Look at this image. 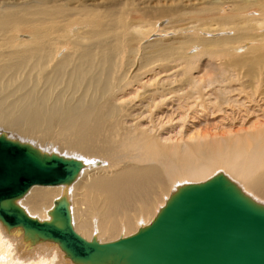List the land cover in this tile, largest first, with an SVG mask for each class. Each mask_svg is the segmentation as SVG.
Listing matches in <instances>:
<instances>
[{
    "label": "bare ground",
    "instance_id": "1",
    "mask_svg": "<svg viewBox=\"0 0 264 264\" xmlns=\"http://www.w3.org/2000/svg\"><path fill=\"white\" fill-rule=\"evenodd\" d=\"M0 3V133L24 139L36 137L41 145L53 141L64 145V153L70 158L80 156L76 159L84 163L73 182L33 185L17 200L31 217L51 220L56 203L66 198L80 235L101 243L115 241L149 225L178 187L205 181L215 170H224L243 192L264 204V49L254 45L251 55L236 56L229 48L255 42V36L245 27L249 17L252 21L254 18L247 15V10L256 6L264 12V0H256L253 5L238 2L230 12H225L224 2L199 8V12L196 9L194 17L201 23L193 29L196 34L214 29L222 34L195 37L200 50L193 54L188 51L192 45L188 40L176 39L179 47L176 40H148L140 46L142 58L138 64L131 56L138 50L134 42L145 38L128 36L132 29L141 27L142 13L136 16L137 22L113 19L110 27H100L97 15L93 18L94 12L87 13L92 19L84 22L95 28L88 39H97L108 31L114 33L113 40L100 39L99 47H94L96 52L80 44L79 39L86 36H81L83 30L80 37L77 31L70 32L73 29L66 23L59 28L43 22L57 16L60 9L34 2L27 3L29 8L35 5L33 9L26 4L9 6L4 0ZM227 25L234 35L226 34ZM52 29L63 31L61 37L67 38L77 32L73 38L79 37V41L71 42L76 47H51ZM60 38L56 39L58 43ZM85 38L83 42H88ZM125 48L130 56L124 61L120 57ZM117 68L121 74H115ZM12 139L47 152L30 142ZM75 190L89 205L80 218V209H73L70 200ZM144 222L148 223L137 227ZM122 230L127 234L120 237ZM62 257L66 261H61ZM0 264L78 263L58 243L30 239L23 228H8L0 221Z\"/></svg>",
    "mask_w": 264,
    "mask_h": 264
},
{
    "label": "water",
    "instance_id": "2",
    "mask_svg": "<svg viewBox=\"0 0 264 264\" xmlns=\"http://www.w3.org/2000/svg\"><path fill=\"white\" fill-rule=\"evenodd\" d=\"M83 166L0 133V221L58 243L78 264H264V204L223 172L181 185L149 225L106 243L76 231L66 198L46 221L18 205L33 185L71 183Z\"/></svg>",
    "mask_w": 264,
    "mask_h": 264
},
{
    "label": "rangeland",
    "instance_id": "3",
    "mask_svg": "<svg viewBox=\"0 0 264 264\" xmlns=\"http://www.w3.org/2000/svg\"><path fill=\"white\" fill-rule=\"evenodd\" d=\"M3 0H0V2H2ZM4 1H6V3L5 4H8L9 6H13L14 5V7H22V4L24 5V6H26L27 5V7L29 8V6H28V4L27 3H33L34 2V4L36 3L38 6H45V7H47L48 9H53V8H55L54 10H56V9H60L61 11L57 14V16H56V14H54L52 17H50V20L49 19H47L48 21H44V20H46V19H43V22H47L46 24H48L49 26L50 25H56L57 24V26L60 28V27H62L61 25H63V24H67L68 25V27L67 26H63V27H67L68 29H69V27H70V30H71V27H72V29H73V31L71 30H68V32L70 31V32H74V31H77L78 32V35L80 36V33H81V31L83 30V32H82V35L81 36H83V35H86V36H83V37H81V38H83V39H79V37L78 38H76L77 37V32H76V34H72V36H71V33H69V36H68V38L65 36V37H61V36H63L61 33H63V31H61L60 32V30H58L57 32L56 31H54L53 29H52V32H54V33H52V39L54 38V40H53V46H51V47H59V45H60V47H76V45L75 44H73L72 45V41H75L76 42V40L77 41H79L80 42V44H82V47L84 46V47H93V50L94 51H96V52H98V49L97 48H94V47H99V43L102 41V40H108V39H114V33L112 34V33H110V32H112V31H108L107 33H103L102 35H100V36H102V37H99V38H90V39H88L89 38V34H91V33H93L94 32V30H95V28L92 26V24L91 25H89L90 24V22H88L89 24H87V23H85V22H87L86 20H88L89 21V19L91 18L92 19V17H89L88 15L91 13H93L95 16H93V18L94 17H96V15H97V17H96V19L98 20V22L102 25V26H100V27H110L112 24H113V22L111 21V20H113V19H117V20H122L123 22H127V23H133L134 21H136L137 22V20L135 19L136 18V16H138V15H140L141 13V17L143 18V20H144V22H143V20L141 21V24L139 25V26H141V27H139L138 29H132L129 33H126V36H128V34H129V36L128 37H134V35H135V37H143V42L142 41H135L134 42V46L136 47V45H138L136 48L138 49L137 50V53H136V55L134 56V55H131L132 57H133V59L134 60H136L137 59V64L140 62V60L139 59H141L142 58V56H140V52H138V51H140L139 49L141 48L140 46H141V44L142 43H145V42H147L148 40H156V39H159L160 41H164L163 43H168L169 41H172V42H175L174 40H178L179 42L180 41H182V42H184V41H186V40H188V41H191L192 42V45L190 46V47H188V51H189V53L190 54H193V53H191V52H195V53H197L199 50L197 49V47H198V44H197V42H195V37H197V36H200L201 34L203 35V36H212V37H217V36H219V35H221L222 34V32H220L219 30H212V32H210V33H207L206 31L203 33V31L204 30H202L201 32H198L200 35H198V34H196L195 33V31H193V29L194 28H199V25H201V23L200 22H198V21H196V19H195V17H196V15H197V13L199 12V10L200 9H204L205 7H211V8H213V7H216L217 5H218V3H220V2H224L227 6H226V10H225V12H230V10H232V8L234 7V5L235 4H237L238 2H241V1H249V3H254L256 0H52L53 2H51L50 0H37L38 2H39V4H38V2L36 1H34V0H4ZM33 1V2H32ZM46 2H47V5H45L46 4ZM51 2V3H50ZM217 2V3H216ZM29 3V4H30ZM1 4V3H0ZM12 4V5H11ZM26 4V5H25ZM51 4V5H50ZM214 4V5H213ZM232 4V5H231ZM65 5V6H64ZM253 5V4H252ZM121 6V7H120ZM32 7H35V5H32L29 9H31ZM37 7V6H36ZM50 7V8H49ZM53 7V8H52ZM57 7V8H56ZM137 7H139V8H137ZM134 8V10L137 8L138 10L136 11L135 10V12H134V10H131V9H133ZM168 8V9H167ZM200 8V9H199ZM33 9V8H32ZM70 9H71V11H70ZM75 9V10H74ZM86 10V11H83V10ZM90 9V10H89ZM98 9V10H97ZM196 9H198V12L196 11V13H195V10ZM254 9V10H253ZM34 10H35V8H34ZM68 10V11H67ZM80 10H82V11H80ZM87 10H89V11H87ZM129 10H131V11H129ZM139 10H141V11H139ZM145 10V11H144ZM176 10V11H175ZM179 10H180V12H179ZM215 10V9H214ZM214 10H213V12H214ZM257 10V11H256ZM66 13H65V12ZM108 11V12H107ZM139 11V12H138ZM144 12V15L145 16H143V12ZM216 11V10H215ZM254 11V12H253ZM132 12L133 14L130 16V13ZM146 12H148L147 14H146ZM162 12H164V13H167L168 12V14L166 15V14H163ZM185 12V13H184ZM189 14H188V13ZM193 12V13H192ZM77 13V14H76ZM83 13H84V16H83ZM87 13H89L88 15H87ZM97 13V14H96ZM174 13H176V14H174ZM181 13H182V16H184V17H186V18H183L182 16H180L181 15ZM184 13V14H183ZM247 15L248 16H251L252 18H253V21H252V19L249 17V20H248V22H247V25H245V27L248 29V31H249V33H252V35H254L255 36V42H250V41H248V43H247V41H245L244 42V44H243V42L242 43H240V46H239V44H232V47H229L230 49H234L233 51H234V53L236 54V56L238 55V56H242V55H246V54H249V55H251L250 54V51H251V48H252V46H254V45H259L260 47H263V49H264V42H262V41H259V39L258 38H262V39H264V16H263V14H264V12H261L259 9H256V6H253L252 8L250 7L248 10H247ZM85 14H86V16H85ZM90 14V15H91ZM92 14V15H93ZM115 14V15H114ZM149 14H151V15H149ZM161 14V15H160ZM254 14V15H253ZM257 14V15H256ZM82 15V16H81ZM179 15V16H178ZM187 15V16H186ZM60 17L59 19L57 18V17ZM127 16H130V17H127ZM133 16V17H132ZM153 16V17H152ZM155 16H157V17H155ZM195 16V17H194ZM69 17V18H68ZM81 17V18H80ZM83 17H86V18H83ZM87 17H88V19H87ZM115 17V18H114ZM149 17V18H148ZM172 17H174V18H172ZM190 17H193V18H190ZM55 18V19H54ZM75 18H77V19H75ZM128 18V19H127ZM134 18V19H133ZM64 21H62V20ZM65 19V20H64ZM68 19V20H67ZM71 19V20H70ZM78 19H80V21L78 20ZM82 19V20H81ZM184 19V20H183ZM254 19H256V20H254ZM257 19H258V21H257ZM76 20V21H75ZM101 20V21H100ZM187 20V21H186ZM261 20V21H260ZM59 21H61V22H59ZM66 21H69L70 22V24H68V22H66ZM79 21V22H78ZM85 21V22H84ZM41 22H42V20H41ZM52 22V23H51ZM55 22V23H54ZM74 22H76V24L73 23ZM112 22V23H111ZM143 22V23H142ZM182 22V23H181ZM190 22V23H189ZM196 22H198V23H196ZM202 22V21H201ZM44 23V24H45ZM60 23V24H59ZM63 23V24H62ZM72 23V24H71ZM110 23V24H109ZM159 23V24H158ZM45 24V25H46ZM77 24H78V26H77ZM83 26H82V25ZM120 24H121V22H120ZM192 25L193 24V26H189V25ZM54 25V26H55ZM72 25V26H71ZM251 25V26H250ZM53 26V27H54ZM87 26V27H86ZM189 26V27H188ZM195 26V27H194ZM229 25H227V27H226V29H227V32H229V33H227L226 32V34H232V35H234L235 33H234V30L233 29H231V27H228ZM52 27V26H51ZM52 27V28H53ZM217 27V26H216ZM58 28V29H59ZM77 28V29H76ZM91 28H93V31H91L92 29ZM190 28V29H189ZM206 28H208V25H207V27ZM76 29V30H75ZM80 29V30H79ZM88 29H89V31L90 32H87L88 31ZM142 29H143V32L144 33H142V35L140 34L141 32H142ZM229 29H231L232 30V32H231V30H229ZM86 32H85V31ZM140 30H141V32H140ZM146 30V31H145ZM177 30V31H176ZM189 30V31H188ZM80 31V32H79ZM193 31V32H192ZM86 34H85V33ZM138 34H137V33ZM182 32V33H181ZM58 33V34H57ZM84 33V34H83ZM132 33V34H131ZM188 33H190V34H188ZM225 33V32H224ZM66 34H68V33H66ZM111 34V35H110ZM260 34V35H259ZM57 35H59V37L57 36ZM132 35V36H131ZM189 37H188V36ZM193 35V36H192ZM201 35V36H202ZM74 36H76L75 38H76V40L73 38ZM103 36H104V38L105 39H103ZM55 37H58V38H56V39H59L60 37V42L58 43V41L55 39ZM85 37H87V39H88V42H87V40H86V42H83V40H85L86 38ZM134 37V38H135ZM140 37V38H141ZM64 38H66V39H64ZM71 38H73V40H71ZM85 38V39H84ZM108 38V39H107ZM179 38H182V40L180 39L179 40ZM185 38V39H184ZM70 39V40H69ZM79 39V40H78ZM91 39H92V41H91ZM100 39H102V40H100ZM99 40V41H98ZM176 40V42H175V46L177 47H179L180 45H181V43H179L178 44V41ZM64 42V43H63ZM68 42V43H67ZM82 42V43H81ZM95 42V43H94ZM256 42H258V43H256ZM61 43H63L62 45H61ZM67 43V44H66ZM89 43V45H87V44ZM260 43V44H259ZM84 44H86V45H84ZM93 44V45H92ZM241 44L243 45V46H241ZM68 45H70V46H68ZM246 47H245V46ZM133 46V47H134ZM197 46V47H196ZM213 46L215 47V48H217V47H219V46H216V45H212L211 47L213 48ZM80 47H81V45H80ZM124 47H126V46H124ZM128 47V46H127ZM196 47V48H195ZM236 47H239L238 49L236 48ZM224 48H226V47H224ZM228 48V47H227ZM247 48V49H246ZM238 51H237V50ZM66 49H63V52L65 51ZM128 48H125V50L123 51L124 53L122 54V55H124V56H122L121 55V57L118 55V62H120V60H119V57L121 58V60H123L122 58H124V61L126 60V57L125 56H130V54L128 53ZM235 50H236V52H235ZM246 50V51H245ZM62 51V50H61ZM60 51V53L58 54V56L60 55V57L62 56V52ZM126 51H127V53H126ZM139 53V55L137 56V54ZM126 54V55H125ZM128 54V55H127ZM262 56H264V55H262ZM205 58V60L207 59L206 58V55L204 56ZM136 58V59H135ZM123 61V62H124ZM243 66V72H245L246 70V68H245V66L244 65H242ZM135 67H137V66H135ZM118 72L116 73V71H115V74H121V69L120 68H117L116 69ZM178 71V70H177ZM120 72V73H119ZM179 72V71H178ZM177 72V73H178ZM175 73V72H174ZM243 75V73H241V76ZM126 76H131V73H130V75L129 74H127ZM160 76V75H159ZM245 77V76H244ZM262 76H261V80H262ZM245 80H247V78L245 77ZM42 85V88L41 89H43L44 88V84H41ZM135 86H136V84H135ZM136 88H131L130 89V91L131 90H135ZM76 96L77 95H79V93H76L75 94ZM129 96H131V94H129ZM128 96V97H129ZM128 97H126V98H128ZM0 131H3V130H0ZM9 133V132H8ZM10 137H12V138H16V139H19V140H22V141H27V142H30V143H32V144H34L35 146H37V147H39L40 149H42V150H44V151H47V152H52V151H54V152H58V153H60L61 155H64V156H68L67 154H66V152L64 153V151H67V148H65V147H63L64 145H60V144H58V145H55L56 143L55 142H53V141H46L45 143H42V145L41 144H38V142H37V140L35 141L34 139H37L36 137H33L32 139H28V138H26V139H24V138H20V137H17V136H12L10 133L8 134ZM37 143V144H36ZM48 143V144H47ZM51 146H50V145ZM60 145V146H59ZM59 147L62 151H60L59 149H57L56 147ZM66 146V145H65ZM67 147V146H66ZM65 149V150H64ZM73 156V155H72ZM71 156V157H72ZM68 157H70V156H68ZM73 157H75V158H80V156H73ZM102 165H103V163H102ZM101 167V166H100ZM219 171H221V172H224V173H226L224 170H215L214 171V174H216L217 172H219ZM213 174V175H214ZM213 175H211V176H213ZM210 178V177H209ZM187 182H189V181H187ZM237 182V181H236ZM239 185H240V183L239 182H237ZM79 193L78 192H76V190L74 191V197H70V200H71V203H72V207H73V209H76V211L77 210H79V211H77V213H78V218H80L83 214L82 213H84V212H88V211H86V209L87 208H89V205L87 204V203H83V196H82V194H81V196H80V194L78 195ZM76 202V206L74 205V203ZM79 203H81V204H79ZM82 204H84V205H82ZM81 205L82 206H84V208L82 207L81 208ZM84 210V211H83ZM83 211V212H82ZM81 212V213H80ZM79 220V219H78ZM146 222H144V223H140L137 227H140V226H142V225H146L145 224ZM134 232H136V231H134ZM121 234H119L118 236H120L121 237V235L122 236H126V232L125 231H121L120 232ZM126 233V234H125ZM118 238V237H117ZM19 257V256H18ZM61 261H66L65 259H64V257H62V259H60ZM58 262V261H57Z\"/></svg>",
    "mask_w": 264,
    "mask_h": 264
}]
</instances>
